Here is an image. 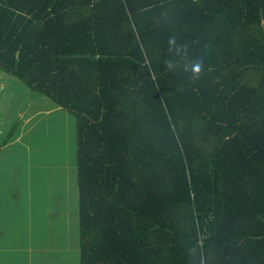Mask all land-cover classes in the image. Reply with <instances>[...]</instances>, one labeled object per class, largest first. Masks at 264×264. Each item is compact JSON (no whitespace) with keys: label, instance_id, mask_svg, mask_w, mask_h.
Masks as SVG:
<instances>
[{"label":"trees","instance_id":"1","mask_svg":"<svg viewBox=\"0 0 264 264\" xmlns=\"http://www.w3.org/2000/svg\"><path fill=\"white\" fill-rule=\"evenodd\" d=\"M0 71L76 116L80 264H264V0H0Z\"/></svg>","mask_w":264,"mask_h":264},{"label":"rangeland","instance_id":"2","mask_svg":"<svg viewBox=\"0 0 264 264\" xmlns=\"http://www.w3.org/2000/svg\"><path fill=\"white\" fill-rule=\"evenodd\" d=\"M13 82L16 87L12 84L0 92V105L6 104L0 112L12 120L0 134V173L8 175L12 187L10 197H0V220L4 232L20 222L25 230L30 226L33 237L31 243L22 235L18 243L6 244L3 236L0 247L12 251V264H80L76 116L65 109L48 113L55 104L52 100L43 96L35 100L24 82ZM29 200H33L30 212Z\"/></svg>","mask_w":264,"mask_h":264},{"label":"crops","instance_id":"3","mask_svg":"<svg viewBox=\"0 0 264 264\" xmlns=\"http://www.w3.org/2000/svg\"><path fill=\"white\" fill-rule=\"evenodd\" d=\"M2 74L3 73L0 71V92L10 88L12 84H15V87H16L17 83L13 82V80H15L17 78L10 77V76L9 77H4V75H2ZM14 92H16V90ZM14 95H16V94H14ZM30 96H33L32 98H34L35 100H42V98L45 97V96L42 97V95H36L34 93H31ZM0 104H1V102H0ZM1 106L2 105H0V107ZM4 107L6 108V104L5 103H4V105L1 108L4 110ZM62 110H64V109L60 108L56 104H54V107H51V109L47 110V112L48 113L51 112V111L57 112V111H62ZM44 111H46V110H44ZM22 113H20L19 117H22V115H23ZM1 115H3V116H1ZM7 116H8L7 114L5 116L4 114H2L0 112V134H2L3 131H5V129H6L8 124L9 125L12 124L11 123L12 120L9 117H7ZM23 118H25V120L28 123L31 122L30 118H27L26 115ZM19 139H20V136L17 137L14 141H12V143L18 141ZM7 145L8 144L6 143L5 147ZM2 149H3V145L0 142V153H1ZM8 180H9V177H8V175L6 173H2V174L0 173V197L4 196V198H7V197H10L12 195L11 191H10V190H12V187L10 186V184H8V182H7ZM19 194H21V193H19ZM24 195H27V194L24 193ZM28 196H29V193H28ZM32 203H33V200H29L28 212H30V209H33V206H31ZM17 216H18V219H19V214H17ZM34 216L37 217V215H34ZM34 216H32V218H29V219L33 221L34 220ZM0 217H1V215H0ZM10 221L15 222L17 220L16 219H10L9 222ZM20 224H21L20 222H15L16 226L12 227V231L8 230V231L4 232L3 228L1 227L2 226V221L0 220V238H2L3 236L5 238H7L6 244H16V243H18L17 238H19L20 236L23 235L24 237L28 238L27 242L31 243V239H29V238L30 237L32 238L33 234L30 235V229H29L30 226H29V228L26 227L27 229L25 230L24 225L22 224V227H21ZM46 225L41 227V228L45 229ZM0 244H4V242L0 241ZM7 250H8V248H4V251H3L2 247H0V264H4L2 262V259L5 262V264H12V261L13 260L15 261V257L14 258L11 257V254H13L12 251H10L8 253ZM12 250H14L13 247H12ZM17 260H18V257H17Z\"/></svg>","mask_w":264,"mask_h":264}]
</instances>
